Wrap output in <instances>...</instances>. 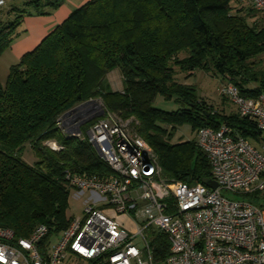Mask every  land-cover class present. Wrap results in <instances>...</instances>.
<instances>
[{
  "label": "trees",
  "instance_id": "1",
  "mask_svg": "<svg viewBox=\"0 0 264 264\" xmlns=\"http://www.w3.org/2000/svg\"><path fill=\"white\" fill-rule=\"evenodd\" d=\"M65 1L0 6V54L19 35L25 16L49 14ZM242 1L87 0L13 64L6 84L0 81V226L28 237L44 223L58 235L70 222L67 173H111L93 146L66 136L57 124L91 98L100 97L108 110L138 121L168 180L205 183L212 177L196 140L171 141L178 125L188 123L197 132L227 123L260 141L262 132L253 121L217 112L200 99L196 85L176 79L177 67L187 77L201 69L231 79L245 96L264 93V69L255 61L264 54V15L251 21L262 12L238 7ZM115 69L122 74V90L107 84ZM159 96L176 109L156 106ZM48 140L62 148L52 149ZM26 144L36 157L33 164L22 157ZM155 246L165 255L169 239L160 234Z\"/></svg>",
  "mask_w": 264,
  "mask_h": 264
},
{
  "label": "built area",
  "instance_id": "2",
  "mask_svg": "<svg viewBox=\"0 0 264 264\" xmlns=\"http://www.w3.org/2000/svg\"><path fill=\"white\" fill-rule=\"evenodd\" d=\"M244 1L264 14V0ZM222 92L262 134L253 142L227 123L196 132L217 188L165 178L134 117L93 98L69 109L59 128L93 146L111 173H67L83 215L58 235L44 223L28 237L0 226V264H264V93L245 96L229 78ZM160 234L170 243L165 255L155 246Z\"/></svg>",
  "mask_w": 264,
  "mask_h": 264
},
{
  "label": "rangeland",
  "instance_id": "3",
  "mask_svg": "<svg viewBox=\"0 0 264 264\" xmlns=\"http://www.w3.org/2000/svg\"><path fill=\"white\" fill-rule=\"evenodd\" d=\"M87 0H66L63 5H61L57 10L53 11H70L72 12L82 4H84ZM7 4L3 6L4 10H8L12 5H16L19 7H25L24 6V0H6ZM238 7L241 6H251V4L245 1H242L238 4ZM28 11V8H26ZM47 10V8H46ZM50 12V13H51ZM49 13V14H50ZM49 14H44V16H48ZM5 15V13H4ZM264 14L258 12V15L253 18V20L259 19V17H262ZM42 16V15H40ZM22 22L17 30V35L19 33L23 34L25 28H27L26 24H23ZM264 24V23H263ZM18 37V36H17ZM15 37L14 40L17 38ZM13 40V41H14ZM181 57L184 56V54L180 55ZM256 63L258 64V67L264 69V54L257 58ZM19 62V59L16 57V54L14 50L12 49V44L0 54V81L3 85L6 84L8 75L10 72V68L13 64H16ZM177 75L176 79L179 81H184L188 84L196 85L198 94L200 95V99L202 101H206L210 106L213 107L217 112L223 113V114H230L233 112H236V106L223 94L222 88L223 85L226 83L227 79L221 78L219 75L215 74V72H209V71H203L201 69H198L191 73L190 77H187L188 73L182 72L179 70V68H176ZM107 84L113 89V90H122L123 89V78L122 74L119 69H115L107 76ZM96 99L100 104H103L105 106V103L100 97L94 98ZM156 106L165 109V110H174L176 109V104L173 102H165L162 97H158L156 100ZM138 124V123H137ZM135 124V130L136 132L144 139V137L139 133L138 128ZM168 129H170L169 126H166ZM89 128V124H87L85 127L82 128L84 132L87 131ZM196 139V131H194L190 124L184 123L182 125H178L177 128L174 130V134L172 137L173 143H179L182 141H188V140H195ZM145 140V139H144ZM148 147L150 148L151 152L157 157L158 163L159 157L155 153L154 149L148 144V142L145 140ZM22 157L25 161H27L30 164L35 163L36 157L33 153V150L29 144H26L24 146V149L22 151ZM225 196L229 198H234L228 193H223ZM69 209H68V217L69 221L70 219L76 215L81 216L83 215V202L82 200L77 199H70L69 200Z\"/></svg>",
  "mask_w": 264,
  "mask_h": 264
},
{
  "label": "crops",
  "instance_id": "4",
  "mask_svg": "<svg viewBox=\"0 0 264 264\" xmlns=\"http://www.w3.org/2000/svg\"><path fill=\"white\" fill-rule=\"evenodd\" d=\"M70 11H53L48 16L27 15L23 24L27 25L24 33L12 42V49L16 57L20 58L27 52L33 50L45 36H47L57 25L61 24L70 14Z\"/></svg>",
  "mask_w": 264,
  "mask_h": 264
},
{
  "label": "water",
  "instance_id": "5",
  "mask_svg": "<svg viewBox=\"0 0 264 264\" xmlns=\"http://www.w3.org/2000/svg\"><path fill=\"white\" fill-rule=\"evenodd\" d=\"M205 183L212 188L218 187V183L213 179H208Z\"/></svg>",
  "mask_w": 264,
  "mask_h": 264
}]
</instances>
